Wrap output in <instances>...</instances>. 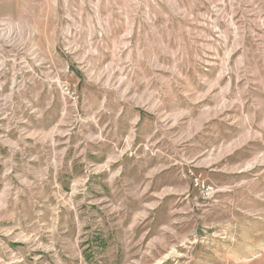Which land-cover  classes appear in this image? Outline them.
<instances>
[{
    "label": "rangeland",
    "instance_id": "rangeland-1",
    "mask_svg": "<svg viewBox=\"0 0 264 264\" xmlns=\"http://www.w3.org/2000/svg\"><path fill=\"white\" fill-rule=\"evenodd\" d=\"M86 85L130 98L184 138L233 130L252 140L233 167L230 225L180 215V264H264V0H0V264H86L70 241L93 211L70 210L61 184L33 182L22 146L20 169L6 151L47 127L58 116L47 108L63 99L81 112ZM198 151L180 147V170ZM188 176L180 192L196 194L199 176ZM176 250L125 264H179Z\"/></svg>",
    "mask_w": 264,
    "mask_h": 264
},
{
    "label": "crops",
    "instance_id": "crops-1",
    "mask_svg": "<svg viewBox=\"0 0 264 264\" xmlns=\"http://www.w3.org/2000/svg\"><path fill=\"white\" fill-rule=\"evenodd\" d=\"M86 86L81 112L63 99L47 108L49 115H58L47 127L33 130L17 152L8 146L6 151L20 169L22 146L33 182L61 184L70 210L93 211L94 220L81 225L87 227L83 237L70 241L81 248L82 262L162 263L161 258L174 259L169 255L175 247L180 264V215L210 212L220 229L230 225L233 167L252 140L234 136L233 130H190L184 138L186 130L179 125L166 130L162 120L130 98L100 95L96 85ZM211 120L215 117L205 123ZM180 147L199 150L186 171L180 170ZM192 172L218 190L213 200H202L194 189L180 192V180L191 182ZM78 197L82 205L75 207ZM95 246L105 252L100 260L95 252L89 254Z\"/></svg>",
    "mask_w": 264,
    "mask_h": 264
},
{
    "label": "built area",
    "instance_id": "built-area-1",
    "mask_svg": "<svg viewBox=\"0 0 264 264\" xmlns=\"http://www.w3.org/2000/svg\"><path fill=\"white\" fill-rule=\"evenodd\" d=\"M59 89L63 97L70 99L73 102L77 101L78 96L71 88L70 85L66 83H59ZM193 187L198 192V195L202 200L209 201L213 200L214 196L217 194L218 190L210 183L202 180L200 177H196L193 182Z\"/></svg>",
    "mask_w": 264,
    "mask_h": 264
}]
</instances>
